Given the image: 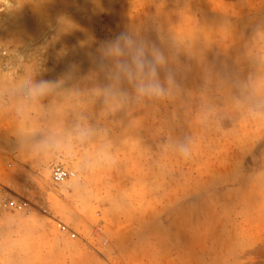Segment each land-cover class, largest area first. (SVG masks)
Here are the masks:
<instances>
[{"label":"rangeland","instance_id":"obj_1","mask_svg":"<svg viewBox=\"0 0 264 264\" xmlns=\"http://www.w3.org/2000/svg\"><path fill=\"white\" fill-rule=\"evenodd\" d=\"M10 2L0 8L9 80L31 68L34 82L86 93L105 83L102 46L133 32L170 57L161 78L170 71L180 92L106 118L97 100L85 115L108 130L110 157L98 143L63 146L35 169L0 115V264H264V120L229 103L255 74L264 0ZM205 99L218 121L195 118ZM74 121L68 112L64 127ZM170 136L193 141L188 158L163 147Z\"/></svg>","mask_w":264,"mask_h":264},{"label":"clouds","instance_id":"obj_2","mask_svg":"<svg viewBox=\"0 0 264 264\" xmlns=\"http://www.w3.org/2000/svg\"><path fill=\"white\" fill-rule=\"evenodd\" d=\"M61 23L66 21L62 18ZM222 30L230 34L227 26ZM100 55V72L105 83L86 93L73 90L59 92L62 81L34 82L31 68L25 78L17 80L13 75L11 80L7 76L0 79V115L10 118L19 140L20 153L34 162V169L47 152L63 146L98 143L101 156L110 157L113 143L108 138V130L93 127L85 115L88 106L97 100L102 99L104 108L101 118H106L132 103L172 100L179 95L180 89L170 71H166L161 78L170 57L138 34H120L102 46ZM248 56L255 65V74L238 84L239 94L231 96L229 103L252 120H264V24L257 28ZM49 96H58L62 102L53 100L45 108L42 101ZM68 112L75 114V121L72 127L65 128L63 121ZM219 114V109L205 99L195 118L206 124L218 121ZM42 119L47 122L42 123ZM37 133H41L42 138L33 143L31 138ZM192 146L190 138L176 139L171 136L163 144V147L172 148L184 158L191 155Z\"/></svg>","mask_w":264,"mask_h":264},{"label":"bare ground","instance_id":"obj_3","mask_svg":"<svg viewBox=\"0 0 264 264\" xmlns=\"http://www.w3.org/2000/svg\"><path fill=\"white\" fill-rule=\"evenodd\" d=\"M11 2H10V0H0V8H1V6H4V8H10L11 7ZM2 11V10H1ZM69 30V29H68ZM68 39V38H67ZM5 75H4V73H3V69H2V67H1V65H0V79H3V77H4Z\"/></svg>","mask_w":264,"mask_h":264},{"label":"built area","instance_id":"obj_4","mask_svg":"<svg viewBox=\"0 0 264 264\" xmlns=\"http://www.w3.org/2000/svg\"><path fill=\"white\" fill-rule=\"evenodd\" d=\"M54 176H55V180H62L66 177V173L60 170H56Z\"/></svg>","mask_w":264,"mask_h":264}]
</instances>
